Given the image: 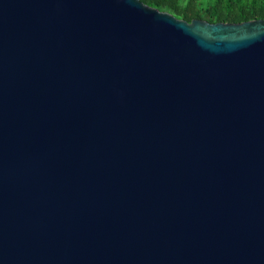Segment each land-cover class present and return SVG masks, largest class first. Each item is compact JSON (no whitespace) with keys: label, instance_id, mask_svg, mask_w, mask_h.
Here are the masks:
<instances>
[{"label":"water","instance_id":"water-1","mask_svg":"<svg viewBox=\"0 0 264 264\" xmlns=\"http://www.w3.org/2000/svg\"><path fill=\"white\" fill-rule=\"evenodd\" d=\"M0 264H264V18L0 0Z\"/></svg>","mask_w":264,"mask_h":264},{"label":"trees","instance_id":"trees-1","mask_svg":"<svg viewBox=\"0 0 264 264\" xmlns=\"http://www.w3.org/2000/svg\"><path fill=\"white\" fill-rule=\"evenodd\" d=\"M151 6L168 11L178 18H202L206 12L209 22H241L264 18V0H141Z\"/></svg>","mask_w":264,"mask_h":264},{"label":"rangeland","instance_id":"rangeland-1","mask_svg":"<svg viewBox=\"0 0 264 264\" xmlns=\"http://www.w3.org/2000/svg\"><path fill=\"white\" fill-rule=\"evenodd\" d=\"M240 1H241V2H245V1H248V0H240ZM201 12H202V13H201V14H202V18L205 19V20H207V17H208L207 13L204 12V11H202V10H201Z\"/></svg>","mask_w":264,"mask_h":264}]
</instances>
